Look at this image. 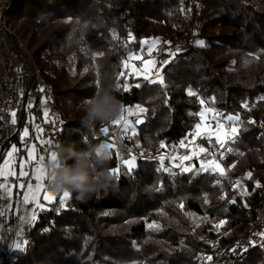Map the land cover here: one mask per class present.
<instances>
[{
	"label": "trees",
	"instance_id": "trees-1",
	"mask_svg": "<svg viewBox=\"0 0 264 264\" xmlns=\"http://www.w3.org/2000/svg\"><path fill=\"white\" fill-rule=\"evenodd\" d=\"M19 8L10 30L25 39L61 118L57 133L48 134L59 170L87 168L100 179L106 168L111 181L83 199L65 191L70 200L63 209L60 203L48 205L54 210L36 209L30 243L22 251L13 247L10 264H197L207 251L201 236L230 245L264 199V0H20ZM156 41L165 49L183 47L165 53L171 62L160 67L164 85L124 67L130 54ZM136 83L141 86L121 90ZM109 86L121 110L146 109L129 142L151 152L165 143V151L181 155L180 143L192 138L202 107L217 110L222 119L239 117L235 151L221 164L224 175L199 171L201 161L195 160L192 173L176 177L157 160H137L131 173L114 157L101 164L95 146L120 130L108 124L105 137L104 124L87 128L81 120L83 101ZM23 118L1 145L0 160L12 142L19 146ZM117 168L119 175L113 174ZM239 180L247 185L244 196L233 187ZM19 191L14 188L15 199ZM0 264H6L5 251ZM241 264H264V240Z\"/></svg>",
	"mask_w": 264,
	"mask_h": 264
},
{
	"label": "built area",
	"instance_id": "built-area-1",
	"mask_svg": "<svg viewBox=\"0 0 264 264\" xmlns=\"http://www.w3.org/2000/svg\"><path fill=\"white\" fill-rule=\"evenodd\" d=\"M6 0H0V10L4 9V2ZM165 48V44H161L160 49ZM182 48V46L180 47ZM40 86V88H38ZM32 96L37 104V117H38V106L39 103L44 101L46 107V113L43 122L44 129L47 134H56L55 130V119L52 118L50 109L48 107V101L45 99L44 82H41L40 77L36 76L30 64L23 58V53L19 48L18 44H13L9 37L4 36L2 33V28L0 26V113L3 114L7 121L6 137H2L0 140V147L2 144H6L7 140L14 136L18 130L21 123L23 115L26 113V109L29 107L28 97ZM15 113V123H12L13 116ZM114 144L118 147L119 156L118 161L122 162L121 157L124 154H133L130 149L122 145L120 139V131L116 133L114 137ZM113 142V141H110ZM18 149L10 157V162L14 165L19 164V162L27 157V150L32 143L31 137H25L19 141ZM196 144H202L199 140L195 142ZM194 143L191 144L189 148L194 147ZM206 146V145H205ZM210 148V152L201 158L194 159L195 161H209L215 159L217 162L221 159L226 152L221 155V149L216 145H207ZM53 150H56L53 147ZM184 154L186 150L184 149ZM118 155V154H115ZM158 156H151L147 154V161H158ZM166 156V155H164ZM176 156V155H173ZM173 156H166L168 159L165 161V166L168 167L169 173L174 177V173L182 171V169L175 168L172 162ZM137 157V156H136ZM192 162H189L191 166ZM24 175L17 179V181L24 185L26 188L29 184H35V180L32 176V164L28 162L24 166ZM14 181V179L12 180ZM260 206V201L257 203ZM2 207V205L0 206ZM16 225L17 219L12 220L10 224L0 231V263H1V253L6 252V264H10L13 260L12 249L16 242ZM264 232V206H261V220L258 223H253V228L250 233L243 235L242 237H235L229 247H222L220 245H210V238H199L203 244H208L215 252V260H207L201 254L198 257L200 261H206V263L212 264H230L233 258L238 257L240 254L244 253V246L248 243H255V239H258L259 235ZM29 239L28 234L22 238V243Z\"/></svg>",
	"mask_w": 264,
	"mask_h": 264
},
{
	"label": "snow or ice",
	"instance_id": "snow-or-ice-1",
	"mask_svg": "<svg viewBox=\"0 0 264 264\" xmlns=\"http://www.w3.org/2000/svg\"><path fill=\"white\" fill-rule=\"evenodd\" d=\"M145 44H147V41H144ZM201 43H204L201 41ZM169 56L174 55L173 53H168ZM128 61H140L141 67H137L135 64H129ZM170 60H166L163 63L167 65L170 63ZM154 61L150 59H145L143 55L132 53L130 54L125 62L124 67L127 68H133L135 71L132 73L133 76H141L143 80L150 81L153 84H165L164 77L162 75L163 69L161 68L159 71H157L154 68ZM127 75L126 72L120 73V76L123 77ZM156 76L157 79H153L152 77ZM132 86L140 87L141 85L139 83H136L135 85L132 84H125L122 87V91H129ZM117 88H121L120 85H117ZM99 91V90H98ZM97 91V92H98ZM188 95H197L193 90L188 91ZM200 103L203 105L204 101L201 100ZM138 107V112L134 111L132 107L123 108L121 116L119 118L111 121L110 123H104V127H102L101 131L104 133L105 137H108V124H111L112 126H116L120 129V131L124 134H130V135H136L137 134V128L135 126H138L142 123H144V120L140 118L142 114L146 112V109L143 107ZM126 113L127 115H125ZM47 115V113H45ZM197 115L200 118V122L196 123L195 125V131L192 133V139L193 143L195 144L194 147L188 148V142L182 141L180 143V147L182 149H185L187 154L185 155H176L172 157V162L175 168L182 169L184 173H192L194 171V168L189 165V162L193 161L194 159L201 158L204 155L208 154L210 152V148L205 146L204 144H196L195 142L198 140H205L208 142L214 143L216 146H218L221 149V155H223L224 152H232L235 151V145L238 142L239 139V123L240 118L236 117V123L232 124L230 126H226L224 123L219 122L217 120V117L219 113L217 110L209 107L205 111L198 112ZM211 115L212 120L209 121L207 119V116ZM13 120L12 123H15V113H12ZM135 116L136 118L130 119L129 117ZM228 121H233V116L229 115L227 116ZM254 122V121H252ZM25 136L28 135L27 131L24 133ZM262 136H264V133H261ZM114 137L112 138L113 142H105L104 145L107 148L115 147L114 144ZM51 143V141H49ZM161 149L167 147L165 143H161L160 145ZM15 151V148H13V152ZM13 152H9L8 156L11 157ZM118 156L119 150L117 149ZM122 163L121 167L124 168L126 172L131 173L136 166L137 157L133 154H124V156L121 157ZM168 159V157L161 155L159 157V163L161 164L162 170L164 172H168V167L165 166V161ZM51 160L53 161L54 168L60 167V160L58 159L57 153L52 152L51 154ZM44 157H39L35 162V171H34V178H35V185H28V192L30 193L29 196H25V202H31L36 205V207L40 210H54L48 207V205L52 203H60L61 208H65L68 206V201L70 200V193L64 192L61 196H57L55 193L50 191L49 184L45 185L44 181L45 179H55L54 173L50 175L48 170L43 167ZM7 163V161H6ZM199 171L202 172H215L219 175L223 176L225 173V169L221 166V163H218L215 159L204 161L201 159V162L199 164ZM12 173L9 170V175ZM113 174L119 175L120 174V168L114 169ZM21 175H24V173H21ZM0 176H5L4 170L0 169ZM5 178H7L5 176ZM257 187H260L259 183L256 185ZM0 187H6L4 185H0ZM21 188L24 187V185H20ZM41 200L44 202L42 203ZM235 203V201H232ZM183 207V205H181ZM32 219L36 220V213L33 212ZM223 223V221H221ZM219 226V225H217ZM153 225L149 224V228H152ZM158 228L159 226L156 225ZM264 236V234H261ZM25 244L28 242L25 241ZM14 249L17 251H22L23 248L20 243H16L14 246ZM207 259L209 261L212 260V256H208Z\"/></svg>",
	"mask_w": 264,
	"mask_h": 264
},
{
	"label": "rangeland",
	"instance_id": "rangeland-1",
	"mask_svg": "<svg viewBox=\"0 0 264 264\" xmlns=\"http://www.w3.org/2000/svg\"><path fill=\"white\" fill-rule=\"evenodd\" d=\"M19 6H20V0H15L13 2L12 10L6 14V18L8 21V27L9 28H11L12 24L14 22H16L20 17ZM19 37L21 38L22 42L26 45L25 39L22 36H19ZM161 44L162 43H159L158 41L148 43V45H147L148 47L146 48V50H140L138 53H136V54L143 55V57L145 59H150V60L154 61L155 62L154 68L157 71H159L160 67L162 66L163 62L165 61V59H164L165 53L166 54L172 53L174 50L173 49L174 46H173V47L166 48V49L164 48L162 51H160ZM177 45L174 48H177V49L183 48V47L178 48ZM179 45H181V44H179ZM128 63L129 64H135L137 67L142 66L140 61H128ZM126 70L128 71L129 74L130 73L132 74L135 71V69H133V68H127ZM136 77H142V75L136 76ZM152 78L157 79L158 77L153 75ZM38 88H40V86ZM28 104H29V107L26 109V113L24 114V118H23L22 128H21V131L19 132V141L25 137H29L31 134V130L33 129L34 125H36V124L40 125L42 123V121L44 120V114L43 113L39 116L38 121L36 120V114H37L36 105H35V101L33 100V97L31 95L28 97ZM206 109L207 108L202 107L200 112L205 111ZM121 114H122V112L120 113V116H121ZM125 115H127V114H125ZM207 119L209 121H211L212 120L211 115H208ZM217 120L219 122L224 123L226 126H230V125L236 123L235 118H233V121L230 122L227 120V118L222 119L218 116ZM199 122H200V118H199L198 123ZM135 127H137V126H135ZM25 131H27V133H28L27 136L24 135ZM194 131H195V127H194L193 132ZM45 138H46L45 141H42V139L38 135H35L32 138V143H34V147L43 150V155L45 157V160L43 162V167H45L48 170L50 175L54 173L55 179H56L57 178V170H59V168H54L53 161L51 160V154H52V152H55V151L52 150V148H51L52 145H51V143H49L50 137L45 135ZM199 141L201 142V140H199ZM192 143H193V139L191 138L188 141V148L191 146ZM201 143L206 145V146L207 145H215L214 143L208 142V141H205V143H203V142H201ZM10 146H11L10 148L13 149L14 143L12 142ZM134 147L139 149V150H146V149H143L140 147H136V146H134ZM9 149L6 151L2 160L0 161V169L4 170V174L7 177V178H5V176H0V185L6 186V187H0V201L6 205L5 207H0V215L2 217L1 223H2V226H6V225L8 226L12 220H15V218L17 219V225H16V230H15V234H16L15 244L20 243L21 246L24 247L25 244L21 242L22 238L28 233L30 224L33 220L32 219L33 212H35V210L38 208L36 207V205L34 203H31V202L26 203L25 202V196L30 197V193L28 192V188L24 192L23 200L22 199L20 200L18 196L16 199L13 197V193H12L11 189L14 187V185H17L18 176H15L14 174L9 175V170L12 173V169L16 168L18 164L14 165L13 163L10 162V157L8 156V153L11 152V149L10 150ZM165 149L166 148H164L163 150H165ZM160 150H162V149L161 148L157 149V151H160ZM184 152L185 151H183V153L181 155H183ZM37 153L38 152H36V154ZM57 156H58V153H57ZM37 159H38V157L35 158V161ZM23 160H25V159H23ZM6 161H7V163H6ZM23 164H24L23 161L19 164L21 168H22ZM34 171H35V169H34ZM13 179H14V181H12ZM55 179H50V180L45 179L44 183H45V185H48L51 181H54ZM35 183H36V181H35ZM233 187H235L242 196L247 194V185L244 182V180H239V181L234 182ZM20 192L21 191H19L18 193H20ZM51 192H53V191H51ZM55 194L57 195L58 193H55ZM41 202L43 203L44 201L41 200ZM12 207L14 210L11 213L10 209Z\"/></svg>",
	"mask_w": 264,
	"mask_h": 264
},
{
	"label": "clouds",
	"instance_id": "clouds-1",
	"mask_svg": "<svg viewBox=\"0 0 264 264\" xmlns=\"http://www.w3.org/2000/svg\"><path fill=\"white\" fill-rule=\"evenodd\" d=\"M83 104L84 115L81 123L87 128H93L97 124L110 123L119 118L122 107L111 86L101 88L93 97L85 99ZM95 154L101 164L111 159V150L104 144L95 146ZM100 170L104 174L100 179L87 168L80 171H74L71 167L57 170V178L49 183L50 190L58 194L65 191L75 192L78 199L89 197L106 189L111 181L108 170L106 168Z\"/></svg>",
	"mask_w": 264,
	"mask_h": 264
},
{
	"label": "bare ground",
	"instance_id": "bare-ground-1",
	"mask_svg": "<svg viewBox=\"0 0 264 264\" xmlns=\"http://www.w3.org/2000/svg\"><path fill=\"white\" fill-rule=\"evenodd\" d=\"M10 5H11V0H6L4 2V9L0 10V26L2 28V33L4 34V36L9 37L10 40H12L13 44L19 45V48L21 49V51L23 53V58H25V60L30 64V68H32V70H33V72H35L36 76L40 77L39 69L34 64V61L31 58V56H30V54L26 48V45L22 42L20 37L13 35V32L8 27V21L6 18V14L8 13V11L10 9ZM177 47L180 48L181 45L178 44ZM163 49L164 48L160 49V51H162ZM41 82H42V80H41ZM44 90H45V99H47V101H48V107L50 109L51 116L53 119H55V130L57 133V131L59 130V128L61 126V118L56 116V113L53 109L50 86L47 83H44ZM0 128L3 132L2 137H6L7 121H6L5 117L3 116V114H1V113H0ZM130 137H131L130 134H124L120 131V139H121L122 145L127 147L128 149H130L132 151V153H135V156H137V160H144V158H147V154H150L151 156H158L160 154L166 155V156H173V154H170L169 152H167L165 150L154 151V152H151L148 150H139L130 144V142H129ZM117 149H118V147H116V146L110 148L111 157H114L118 160V155H115V154H118ZM183 155H185V154H183ZM226 155H227V152L225 155H223L221 157L220 160H218V163L223 164V162L226 159ZM191 162H193V161H191ZM180 172L174 173V177L178 176L180 174ZM261 206H264V199L260 201V206H257V205L255 206V217H254V219L251 222H249L241 231H239L238 234L236 235V237H242L243 235L250 233V231L253 228V223H258L259 220H261ZM261 234H264V232ZM261 234L259 235L258 239H255V243H248L247 245H245L244 246V253L240 254L236 258H233L230 261V264H241L244 261H246L249 258L251 252L254 249L261 246V244L264 240V236H262ZM200 238H210V245H219L217 240L211 235H203ZM26 241L28 243H30V238L27 239ZM204 245L207 247V251L202 254L204 256V258H207L208 256H212V260H215L214 250L211 248L210 245H208V244H204ZM224 247H229V245L224 246ZM195 260H196L197 264H212V263H206V261H200L199 257H196Z\"/></svg>",
	"mask_w": 264,
	"mask_h": 264
},
{
	"label": "crops",
	"instance_id": "crops-1",
	"mask_svg": "<svg viewBox=\"0 0 264 264\" xmlns=\"http://www.w3.org/2000/svg\"><path fill=\"white\" fill-rule=\"evenodd\" d=\"M33 100L35 101V105L37 104V102H36V100L33 98ZM44 103V104H43ZM42 104V105H41ZM38 109H39V112H38V117H37V114H36V120L38 121V119H39V116L43 113L44 114V118H45V113H46V107H45V102L44 101H42V102H40L39 103V106H38ZM36 110H37V108H36ZM24 116V115H23ZM35 135H38L41 139H42V141H45V135H47L48 136V134L46 133V131H45V129H44V126H43V122L40 124V125H34V127H33V129L31 130V134H30V136L29 137H31V139L35 136ZM33 136V137H32ZM20 144V143H19ZM11 146L9 145V148H10ZM18 147L19 146H15L14 145V147L13 148H15V151L18 149ZM8 148V149H9ZM52 148V150H53V146L51 147ZM11 149V148H10ZM9 149V150H10ZM14 151V152H15ZM53 151H55L56 152V150H53ZM11 152H13V149H11ZM13 152V153H14ZM36 152H38L37 154H36ZM36 157H44V155H43V150L42 149H38V148H36V147H34V143H31V145L29 146V148H28V150H27V157L26 158H23V159H25V160H23L22 159V161H23V166H22V168L20 167V163L22 162H19V164L17 165V167L16 168H13L12 169V174H14L15 176H18V178H20V177H22L23 175H21V173H24V166L28 163V162H30L31 164H32V176H33V178H34V169H35V165L33 164L34 162H35V158ZM2 160V159H1ZM0 160V161H1ZM44 160H45V157H44ZM25 161V162H24ZM35 180V179H34ZM20 183L18 182L17 183V185H14V187L11 189L12 190V193L14 194V188H16V189H21L20 191V193L18 194V197H19V199L21 200H23V195H24V192H25V190L28 188V186L26 187V188H20ZM34 185V184H33ZM2 205V207H5L6 205L5 204H3V202H1L0 201V206ZM14 209H13V207L10 209V212L12 213V211H13ZM10 224V223H9ZM7 227V225L6 226H2V223L0 224V231H2V229H4V228H6Z\"/></svg>",
	"mask_w": 264,
	"mask_h": 264
}]
</instances>
